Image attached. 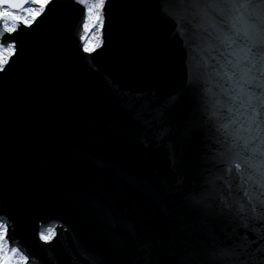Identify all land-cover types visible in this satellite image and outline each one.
I'll return each mask as SVG.
<instances>
[{
    "label": "water",
    "instance_id": "95a60500",
    "mask_svg": "<svg viewBox=\"0 0 264 264\" xmlns=\"http://www.w3.org/2000/svg\"><path fill=\"white\" fill-rule=\"evenodd\" d=\"M83 18L77 0H51L14 34L0 71V219L32 264L206 261L242 230L219 199L217 133L185 86L197 36L182 42L155 0H107L103 44L86 53Z\"/></svg>",
    "mask_w": 264,
    "mask_h": 264
},
{
    "label": "snow or ice",
    "instance_id": "6c2138e0",
    "mask_svg": "<svg viewBox=\"0 0 264 264\" xmlns=\"http://www.w3.org/2000/svg\"><path fill=\"white\" fill-rule=\"evenodd\" d=\"M51 0H0V71L17 53L15 42L22 27L30 28ZM84 6L82 28L95 29L84 39L83 51L103 44L107 0H77ZM158 12L174 22L175 36L183 42L191 31L198 42L185 44L198 55L196 73L186 80L189 92L199 97L217 133L222 165L218 193L222 210L239 221L227 243L214 245L206 261L193 252L191 264H264V0H155ZM202 46V47H201ZM201 48L200 52L196 49ZM186 61V66H187ZM192 200L202 198L196 191ZM14 232V228L11 229ZM0 219V264H32ZM50 244L53 228L38 233Z\"/></svg>",
    "mask_w": 264,
    "mask_h": 264
},
{
    "label": "rangeland",
    "instance_id": "374dc122",
    "mask_svg": "<svg viewBox=\"0 0 264 264\" xmlns=\"http://www.w3.org/2000/svg\"><path fill=\"white\" fill-rule=\"evenodd\" d=\"M95 32H96L95 29H92L89 33L84 32L85 39L91 40L95 36Z\"/></svg>",
    "mask_w": 264,
    "mask_h": 264
},
{
    "label": "built area",
    "instance_id": "2783aa9c",
    "mask_svg": "<svg viewBox=\"0 0 264 264\" xmlns=\"http://www.w3.org/2000/svg\"><path fill=\"white\" fill-rule=\"evenodd\" d=\"M83 37L85 38V34H83ZM83 42H84V39H83Z\"/></svg>",
    "mask_w": 264,
    "mask_h": 264
}]
</instances>
